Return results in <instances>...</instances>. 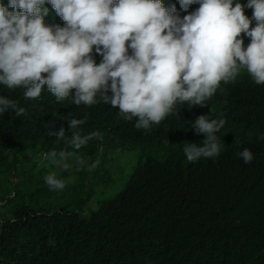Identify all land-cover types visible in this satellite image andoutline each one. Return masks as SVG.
<instances>
[{"label":"trees","instance_id":"trees-1","mask_svg":"<svg viewBox=\"0 0 264 264\" xmlns=\"http://www.w3.org/2000/svg\"><path fill=\"white\" fill-rule=\"evenodd\" d=\"M163 3L175 5L181 19L199 7L194 3L185 12L179 0ZM45 7V23L55 26L62 19ZM244 11L251 18L252 9ZM249 42L244 37L245 46ZM235 81L203 105L178 102L149 129H137L135 117L122 121L119 109L99 94L91 108L75 105L72 94L62 106L45 89L26 99L25 89L0 84V96L25 109L19 117L11 109L0 114V192H8L0 193V264H264V84L246 70ZM201 115L225 121L215 133L221 151L189 162L184 148L206 139L192 127ZM73 118L85 121L73 132L100 134L79 150L67 145ZM61 128L64 140L49 135ZM138 147L140 161L125 188L82 215L78 210L92 193L79 185L104 170L91 168L95 160ZM244 149L251 151V163L239 156ZM61 150L64 165L86 161L75 165L72 181V169L47 158L56 151L60 160ZM53 172L68 184L66 191L46 184ZM73 191L79 194L69 200Z\"/></svg>","mask_w":264,"mask_h":264},{"label":"clouds","instance_id":"clouds-1","mask_svg":"<svg viewBox=\"0 0 264 264\" xmlns=\"http://www.w3.org/2000/svg\"><path fill=\"white\" fill-rule=\"evenodd\" d=\"M46 3L62 19L55 20V26L45 23ZM179 3L185 12L194 3L199 7L181 19L176 6L165 7L163 0L0 2V84L25 89L26 99L39 98L45 89V95L55 96L62 106L72 94L75 105L91 108L99 94L107 106L119 109L122 121L138 118L137 129L159 124L178 102L203 105L230 87L229 82H236L242 70L257 85L264 84V0ZM245 8L252 9L251 18ZM244 37L250 40L246 46ZM10 109L17 117L25 112L15 101L0 96V114ZM69 121L72 135L67 145L74 149L100 135L81 136L73 129L85 121ZM224 124L223 119L209 121L205 115L196 119L192 127L206 139L203 146L184 148L189 162L219 155L215 133ZM49 135L66 137L63 128ZM57 155L51 151L47 158L58 165L67 153L61 150L60 160ZM239 156L245 163L253 160L248 149ZM98 164L99 160L91 168ZM45 182L53 190L65 187L54 172Z\"/></svg>","mask_w":264,"mask_h":264},{"label":"rangeland","instance_id":"rangeland-1","mask_svg":"<svg viewBox=\"0 0 264 264\" xmlns=\"http://www.w3.org/2000/svg\"><path fill=\"white\" fill-rule=\"evenodd\" d=\"M140 151L141 148L138 147L130 151L111 150L106 154H101L102 157L98 159L99 164L94 169L96 170L97 167H102L104 170L93 177H89L86 183L79 185V190L92 193V198L87 199L86 196L87 203L81 210H78L82 215L89 216L91 210H97V205L100 201L113 199L125 188L133 173L134 167H136L140 161ZM80 161H83V163H80ZM80 161L75 162L73 159V164L67 165V168L73 170L68 181L73 180V175L77 171L75 165L81 168L86 163L83 159ZM89 162L92 163L93 161ZM59 166L64 167L63 160L60 161ZM67 188L68 184L65 186V189ZM62 190L66 191L64 188ZM6 193L8 192H2L1 194ZM78 194L79 192L73 191L69 200L74 199Z\"/></svg>","mask_w":264,"mask_h":264}]
</instances>
